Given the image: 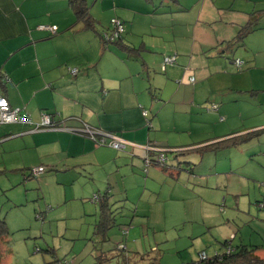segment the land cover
<instances>
[{
  "label": "rangeland",
  "instance_id": "rangeland-1",
  "mask_svg": "<svg viewBox=\"0 0 264 264\" xmlns=\"http://www.w3.org/2000/svg\"><path fill=\"white\" fill-rule=\"evenodd\" d=\"M178 1L179 6L164 2L158 9V0H87L96 25L109 29L110 19L119 17L123 20L124 38L135 47H141L140 53L135 52V56L125 62L130 65L126 68L127 75L134 76L133 71L141 74L143 98L126 101V104L138 102L140 113L143 109H147L150 116L156 113L149 128L146 117H142L145 137L152 131L159 140L172 138L185 144L213 138L222 130L253 120L213 111L212 106L221 105V93L230 96L231 89L248 85L241 82L249 69L245 67L246 58L240 54H253L254 49H259V57L264 58L263 42L256 37L258 33L264 34V29L248 33L245 45L236 48L231 59L218 55L223 46L219 43L236 34L243 10H248L251 2L260 6L264 0ZM172 6L179 11H170ZM81 39L89 42V34L81 35ZM91 40L98 49L95 64L103 51L93 34ZM197 48L203 49L198 51ZM191 56L194 60L200 59L202 66L199 89L191 81V76L195 77L189 65ZM111 59L112 56L107 59L106 54L97 67L91 65L86 70L89 75H95L103 63L111 68ZM238 60L244 61L243 68L237 64ZM151 82H157L158 87L152 89ZM125 87L121 89L124 95ZM89 101L95 104L92 99ZM130 114L133 113L130 111ZM160 114L164 127L175 122L186 131H160L154 127L155 118ZM40 119L42 122V117ZM131 119L138 123L140 118L131 115ZM9 125L15 123H1L0 127ZM17 140L0 142V216L5 218L9 229L0 264H122L115 256L118 240L125 244L132 264L189 262L197 259L200 251L212 255L225 239L231 244L256 247V255L264 257V208L259 207L264 200V133L260 140L237 150L205 155L192 173L183 170L173 179L157 166L148 164V159L123 166L127 171L129 167L134 169V177H126L127 191L109 192V200L116 209V223L129 222L130 227L125 232L122 229L127 226L120 229V224H116L108 230L105 239L94 233L99 207L92 197L97 194V181L108 183L103 170H112L111 164L90 167L97 176L94 193L90 191L92 176L85 173L90 170L82 165L67 171L60 167L65 171L40 179L43 175L40 171L36 177H26V170L30 168H43L47 173L50 170L43 165L47 164L42 161L45 157L37 155V152L42 153L41 147L10 149L20 143ZM127 147L117 149L102 144L98 148L100 160H110L114 153L120 154ZM108 187L110 191L114 188ZM98 254L108 259L99 261Z\"/></svg>",
  "mask_w": 264,
  "mask_h": 264
},
{
  "label": "crops",
  "instance_id": "crops-1",
  "mask_svg": "<svg viewBox=\"0 0 264 264\" xmlns=\"http://www.w3.org/2000/svg\"><path fill=\"white\" fill-rule=\"evenodd\" d=\"M157 8H160L159 5ZM263 8L264 4L259 6L256 2H251L248 10H243L242 15H239L237 29L249 20L252 12ZM170 11L179 10L171 7ZM244 20L245 22L242 23ZM74 21L75 15L68 0H0V75L5 74L8 78L3 82L4 86H0V93L7 97L12 107H19L21 116L28 118L26 122H13L15 125L1 126L0 142L5 139L18 138L17 141L20 143L12 145L10 149L25 150L31 146L41 147L42 153L37 152V155L45 157L42 161L47 164L43 165H47L50 172H43L38 179L45 175L65 171L64 167L67 171L71 167L82 165L90 170L85 173L92 176L90 191L94 193L93 184L97 176L95 169L90 167L101 168L111 164L109 168L112 170L108 172L103 170L108 183L105 185L103 180L97 181V192L102 193L109 189L108 185L114 187L111 191L109 189L111 193L127 191L129 181H126V177H134L135 170L129 167L127 171L123 166H129L133 162L139 163L140 160L148 157L151 151L168 153L177 148H190L202 143L200 140H195L179 144L182 142L172 138L159 140L152 131L145 137L146 129L142 122L144 115L139 111L140 104L138 102L126 104V101L143 98L140 94L144 88L141 74L135 71L131 73L134 76L126 74V68L129 69L130 65L125 60L131 56L123 55L124 50L117 48L119 50L117 51L115 46L108 47L102 50L103 54L93 64L98 55V49L91 40V34L97 38L98 36L91 30L83 29L80 23L76 24ZM239 22L242 24H238ZM40 24L56 25L58 30L55 34H51L47 30L38 29ZM96 29H101L98 24ZM261 29H264V14L260 13L257 26L249 34ZM87 33L89 42L87 39L84 41L81 39V35ZM231 36L225 38L223 42L232 40L235 35ZM256 37L259 42H263L264 46V34L258 33ZM98 40L100 42L99 38ZM126 41L134 46L128 40ZM223 42L219 43L223 46L218 55L230 58L229 50L224 49L226 44H222ZM245 43L244 38L243 44L235 45V49ZM197 49L200 51L203 48ZM259 53V49H254L253 54L239 55L245 57L247 61L245 67L249 70L241 82H248V85L242 89H231L230 96L225 95L224 92L221 93L222 97L219 101L221 105L216 104L217 108L213 110L225 115L233 113L241 120H253L222 130L215 137L202 140L203 142L215 141L264 127V122H262L264 117H261L264 115V58H260ZM106 54L107 59L112 56L111 68L103 63L104 65L97 68L95 75H89L86 69L91 65L97 67ZM189 65L196 77L193 76L192 83L195 82V88L199 89L198 80H200V68L202 69L200 59L194 60V56H191ZM243 66L244 61L242 60L240 67L243 68ZM71 69H76V73L72 74ZM156 83L151 82L152 89L158 87ZM165 83L167 84L168 81ZM124 86H126L125 95L124 90L121 91ZM164 88L165 86L161 90L162 95ZM114 89L115 91L111 92ZM250 90L256 91V95H250ZM100 96H102L100 100L95 99ZM169 97L171 98L170 94ZM90 99L95 104H92ZM138 101L142 102V100ZM130 111L133 114H130ZM155 114L152 113L150 116L148 111L147 117H144L151 122ZM161 114L155 118L154 127L165 132L186 131L184 128L177 127L175 122L169 126L170 128L164 127ZM43 115H50L53 122H61L65 126H41L40 118ZM131 115L136 119L140 118L138 123L131 119ZM175 119L178 120V116ZM82 121L92 127L114 132L131 144H128L122 153H114L113 158L102 161L100 160L101 154L98 152L100 145L87 134L72 130L79 127ZM149 126L151 125H148V128ZM262 136L263 134L246 144L260 140ZM164 141L167 144H162ZM147 145H154L157 148L150 150L146 147ZM243 145L231 149L237 150ZM152 165L156 167L155 164ZM157 168L160 170L158 166ZM72 172H75V169ZM27 176L32 177L29 174ZM165 176L173 179L167 174ZM35 188L37 189V186Z\"/></svg>",
  "mask_w": 264,
  "mask_h": 264
},
{
  "label": "trees",
  "instance_id": "trees-1",
  "mask_svg": "<svg viewBox=\"0 0 264 264\" xmlns=\"http://www.w3.org/2000/svg\"><path fill=\"white\" fill-rule=\"evenodd\" d=\"M164 2L174 5V6H179L177 5L179 4L178 0H159L157 6L162 5ZM68 4L74 12V15H75L74 22H76V24L80 23L82 28L85 30L93 31L100 39V45H101L102 50L110 47V45H115L116 48L120 50H124L126 55L129 54L128 52H134L133 55H130V54L128 55L131 57L135 56V52L136 53L141 52L140 46L135 47L127 43L124 36L122 35L124 31V27H123V31L118 36L116 37L112 36L111 40L104 39L105 33H107L109 36L113 35L111 34L113 31V27L111 23L112 18L110 19L111 27L109 29L108 28L96 29V21L91 13L90 5L88 4L87 0H68ZM260 13L264 14V8L258 9L252 12L249 20L245 24L238 27L234 38L226 42L224 49L229 50V57H231L232 55L231 53L235 50V45L243 44V40L246 37V35L255 29V27L257 26V20H258V16L260 15ZM113 18L119 20L123 25V20L121 18L119 17H113ZM55 33H52V34H55ZM142 48L144 49L143 46ZM143 63L145 64L144 61ZM4 76L6 75L5 74L0 75V84H3V82L5 81L3 79ZM0 86L3 87L4 84ZM249 93L250 95L254 96L256 95L257 92L250 90ZM213 105H215L217 108L216 104H213ZM216 108H213V109L216 110ZM49 117H50V121L53 122L50 115ZM146 120L150 122L148 118H146ZM85 124L86 123L82 121L80 126L85 125ZM52 125L60 126V127L65 126V124H62L61 122H56V123L53 122V123L48 124V126H52ZM93 128L97 131L105 132V130H102L96 127H93ZM107 132L114 133L111 131H107ZM263 133H264V127L260 129L248 131L242 134H237V135H233L230 137L218 139L215 141H206V142L201 141L202 143L201 145H196L190 148L189 147L177 148L168 153L163 151V154L165 156L164 161H159L157 159V155L159 154V152L156 153V151H151L150 152L151 154H149L147 158H149L150 164H155L165 174H167L168 176H171L172 178H175L183 170H188L189 172L192 173L194 166H196L197 164H200V161L203 159L205 155H208L210 153H218V152L230 150L231 148H236L240 145L254 141L259 136H261ZM48 170H50V168H48ZM44 172L46 171L44 170ZM27 173L32 177L37 176L33 174L32 168L28 169ZM102 193L103 194H101L100 192H97V194L94 195L95 198L94 196L92 197V201L94 203H97L99 207L96 223L94 224V233L100 238L105 239L108 235V230L116 226V224L118 226L120 224V229H122L123 226H127V227H123L125 229H122L123 231L127 232L128 228L130 227L129 222L128 223H119V222L116 223L115 221L116 219H115L114 214H115L116 209H114V207L112 208V204L109 200V195H110L109 189L105 190ZM259 207L264 208V200L259 203ZM8 235H9V229H8L6 220L4 217L0 216V260H1L2 249L4 248L3 244L8 238ZM255 248L256 247H253L251 245H247L244 243L231 244L229 240L225 239L222 242L220 241L219 249L215 250V252L212 255L206 254V256L203 258L198 257L197 259H193L189 262H185L181 264H264V257H259L258 255H256ZM114 249L116 253L115 256H118L121 259L122 264H132L130 260V254L127 248L125 247V244H123L121 240L116 241V247H114ZM107 259L108 257L105 256L104 254H98L99 261L107 260ZM152 264H154V262Z\"/></svg>",
  "mask_w": 264,
  "mask_h": 264
},
{
  "label": "built area",
  "instance_id": "built-area-1",
  "mask_svg": "<svg viewBox=\"0 0 264 264\" xmlns=\"http://www.w3.org/2000/svg\"><path fill=\"white\" fill-rule=\"evenodd\" d=\"M111 23H112V27H113V31L111 34H113V35L109 36L107 33H105L104 39H106V40H111L112 36L116 37L119 34H121V32L123 31V25L119 20L112 18ZM38 29L47 30L52 34V33L56 32L57 27H56V25L40 24V25H38ZM237 64L240 66L242 64V61L238 60ZM71 72L75 73L76 69H71ZM3 79L5 81L8 80L7 76H4ZM193 80H194V77L191 76V81H193ZM212 107L216 108L215 105H213ZM142 114L147 117L148 111L143 109ZM26 121H28V118L20 115V109L16 108V107H12L11 104L9 103L7 97L4 94L0 93V124L1 123H13V122H26ZM147 122H148V125L151 124V122H149V121H147ZM50 123H51V121H50L49 115H43L41 126H48V124H50ZM72 130L81 131L82 133L87 134L94 142H96L99 145L109 144V145L113 146L114 148L124 149L126 145L131 144L130 142L121 139L115 133H109L107 131H105V132L104 131H97L88 124L79 126V127L72 129ZM98 137H100V138H98ZM164 158H165V156H164L163 152L159 151V154L157 155V159L159 161H164ZM145 159H148V164H149V161H150L149 158L146 157ZM32 170H33L34 175H37L40 172H42V173L44 172L43 168H39V169H33L32 168ZM94 198H95V196H94ZM205 256H206V253L204 251H201L199 253V257L203 258Z\"/></svg>",
  "mask_w": 264,
  "mask_h": 264
}]
</instances>
